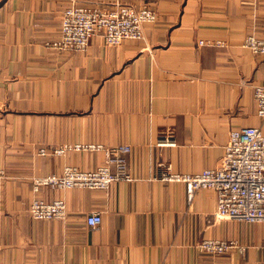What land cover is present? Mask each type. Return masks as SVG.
Returning <instances> with one entry per match:
<instances>
[{"label": "crops", "instance_id": "1", "mask_svg": "<svg viewBox=\"0 0 264 264\" xmlns=\"http://www.w3.org/2000/svg\"><path fill=\"white\" fill-rule=\"evenodd\" d=\"M119 3L155 10L142 38L46 44L67 6ZM248 34L264 38V0H0V264H264V223L221 218L214 190L188 201L182 182L160 178L220 166L233 127L264 130L253 94L264 54L242 45ZM65 143L129 145L133 179L35 192L34 177L105 160L103 149L38 152ZM34 197L64 199L66 217L33 218ZM206 238L232 244L211 254Z\"/></svg>", "mask_w": 264, "mask_h": 264}, {"label": "built area", "instance_id": "2", "mask_svg": "<svg viewBox=\"0 0 264 264\" xmlns=\"http://www.w3.org/2000/svg\"><path fill=\"white\" fill-rule=\"evenodd\" d=\"M156 19L155 10L147 6L135 8L119 3L108 8L96 4H72L62 12L57 38L46 44L64 51H82L88 47L91 37L100 35L105 44L117 45L125 39L142 38L144 24L154 23ZM207 42L199 40L200 45ZM242 45L253 53L264 54V38L248 34L243 38ZM253 94L257 115L264 119V80L254 86ZM72 149H103L105 160L91 170L65 165L58 175L34 177L32 189L35 192L41 186L55 189H108L115 182L133 179L124 158V153L130 151L127 144L105 147L96 143H65L51 149L39 148L38 152L41 155H63ZM0 176H3L2 169ZM160 178L167 182H182L188 201L193 199L198 189L214 190L216 214L221 218L264 223V130L257 126L233 127L229 131L220 166L193 173L167 170ZM28 212L37 219H64L67 207L62 198L46 202L40 197H34L28 206ZM100 222L101 215L98 212H92L86 217V223L90 227H95ZM231 244V241L223 239L206 238L199 244V249L219 254Z\"/></svg>", "mask_w": 264, "mask_h": 264}, {"label": "rangeland", "instance_id": "3", "mask_svg": "<svg viewBox=\"0 0 264 264\" xmlns=\"http://www.w3.org/2000/svg\"><path fill=\"white\" fill-rule=\"evenodd\" d=\"M66 144H74V143H66ZM72 150H74V149H72ZM78 150H82V149H78Z\"/></svg>", "mask_w": 264, "mask_h": 264}]
</instances>
